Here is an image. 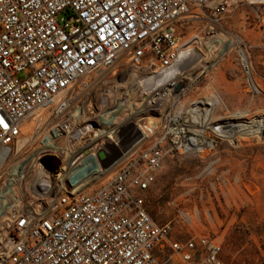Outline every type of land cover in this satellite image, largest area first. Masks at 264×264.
Returning <instances> with one entry per match:
<instances>
[{
	"label": "built area",
	"instance_id": "2783aa9c",
	"mask_svg": "<svg viewBox=\"0 0 264 264\" xmlns=\"http://www.w3.org/2000/svg\"><path fill=\"white\" fill-rule=\"evenodd\" d=\"M233 1L0 0V264H227L222 242L201 229L215 216L193 200L204 189L190 185L194 176L182 180L166 222L150 213L147 196L175 153L232 140L197 112L177 115L173 106L186 91L175 90L185 77L180 24L222 25ZM233 48L252 78L240 38ZM129 66L136 97L117 93L119 104H130L132 114L164 111L160 128H141L129 112L115 122L113 87L98 80ZM101 150L100 172L107 160L124 161L104 183L82 190L81 177L95 171L83 163ZM192 226L195 233L183 229Z\"/></svg>",
	"mask_w": 264,
	"mask_h": 264
},
{
	"label": "rangeland",
	"instance_id": "374dc122",
	"mask_svg": "<svg viewBox=\"0 0 264 264\" xmlns=\"http://www.w3.org/2000/svg\"><path fill=\"white\" fill-rule=\"evenodd\" d=\"M234 0L230 11L225 14L222 25L210 28L199 20L180 24L182 41L186 48L201 51L199 59L190 63L183 72L182 83L186 91L173 106L174 113L186 116L189 107L203 100L209 103L207 120L221 124L237 122L239 112H247L250 117H264V0ZM258 1V0H257ZM253 4V5H251ZM260 6V10L252 7ZM258 13H256V11ZM255 24L254 28H249ZM241 39L249 52L252 78H248L239 64V53L233 48L236 39ZM192 45V47H191ZM190 46V47H189ZM198 47V48H197ZM135 70L128 67L124 71L110 73L100 84L113 87V98L118 108L115 122L123 121L126 112L130 119L137 121L141 128L164 123V111L142 110L133 114L130 104H119L117 93H125L124 99L136 97L137 80ZM119 117V118H117ZM248 119V118H247ZM103 124V123H102ZM229 128V127H228ZM154 130V128H153ZM235 140H224L212 150L204 152L175 153L166 160L158 180L147 196L149 211L155 219L166 222L173 217L172 200L181 197L186 176H194L190 185L203 186V197L193 199L200 206L214 209L215 222L201 227L205 233L219 238L223 245V257L227 264H264V131L262 136L241 133ZM147 137V135H146ZM150 135L143 143L131 147L128 156L145 147ZM130 147V146H129ZM118 155V154H117ZM217 160L213 170L195 178L207 164ZM103 168L99 160H86L90 172L81 177L84 189L97 187L108 180L116 168L124 161H117ZM96 173V174H95ZM88 180V181H86ZM216 184V190L211 187ZM192 208V206H190ZM199 226L184 227L185 232L195 233ZM185 237V236H184Z\"/></svg>",
	"mask_w": 264,
	"mask_h": 264
},
{
	"label": "bare ground",
	"instance_id": "6f19581e",
	"mask_svg": "<svg viewBox=\"0 0 264 264\" xmlns=\"http://www.w3.org/2000/svg\"><path fill=\"white\" fill-rule=\"evenodd\" d=\"M199 51H201L200 47ZM199 51L193 48H184V52L179 62V71H184L186 68L190 67V63H193L195 60L199 59V55H201ZM201 52L203 54V51ZM185 78L186 77H183L181 81L184 82ZM206 103L203 100L195 102L193 107L188 108V114L197 112V116L199 119L201 118L204 121H208L210 123H213L214 125H218L217 127L219 128V130L227 134L232 140L237 139V136L246 139V137L242 136L241 133L256 135L259 137L262 136V132L264 131V117H262L261 119H256L254 117H250V114L247 112H239L237 114L238 116L235 117L237 119V122L233 123V125L228 122L225 124H221L216 121H210L206 119V116L209 113V103L208 105ZM116 164L117 163H115V165Z\"/></svg>",
	"mask_w": 264,
	"mask_h": 264
},
{
	"label": "water",
	"instance_id": "95a60500",
	"mask_svg": "<svg viewBox=\"0 0 264 264\" xmlns=\"http://www.w3.org/2000/svg\"><path fill=\"white\" fill-rule=\"evenodd\" d=\"M182 87H183V84H182V83H179V84L177 85V87L175 88V90L178 92ZM97 156H98V159H99V161L101 162V164H103V163H104V160H105V152H104L103 150H101V151H99V152L97 153ZM115 160H116V159H113V160L110 162V164H112Z\"/></svg>",
	"mask_w": 264,
	"mask_h": 264
}]
</instances>
